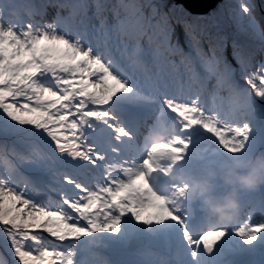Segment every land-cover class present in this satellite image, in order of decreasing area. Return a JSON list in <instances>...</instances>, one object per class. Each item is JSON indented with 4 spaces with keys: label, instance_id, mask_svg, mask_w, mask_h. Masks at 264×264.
<instances>
[{
    "label": "snow or ice",
    "instance_id": "6c2138e0",
    "mask_svg": "<svg viewBox=\"0 0 264 264\" xmlns=\"http://www.w3.org/2000/svg\"><path fill=\"white\" fill-rule=\"evenodd\" d=\"M17 8L0 0V158L12 161L0 171L9 253L0 264H92L93 247L126 250L141 240L165 242L155 264H264V196L258 219L245 198L223 223L147 179L205 158L264 155V28L253 0L233 10L236 34L214 0ZM222 91L227 107L216 103ZM169 117L172 138L145 153L143 130Z\"/></svg>",
    "mask_w": 264,
    "mask_h": 264
},
{
    "label": "clouds",
    "instance_id": "9594fccd",
    "mask_svg": "<svg viewBox=\"0 0 264 264\" xmlns=\"http://www.w3.org/2000/svg\"><path fill=\"white\" fill-rule=\"evenodd\" d=\"M227 183L231 191L223 201L208 196V188L197 185L191 194L192 200L203 198L205 210L221 222L235 219L241 209L240 194L252 192L264 187V155L250 158L247 162L236 163L227 170Z\"/></svg>",
    "mask_w": 264,
    "mask_h": 264
},
{
    "label": "rangeland",
    "instance_id": "374dc122",
    "mask_svg": "<svg viewBox=\"0 0 264 264\" xmlns=\"http://www.w3.org/2000/svg\"><path fill=\"white\" fill-rule=\"evenodd\" d=\"M4 2L7 3L8 0H4ZM29 2H30V0H15V3L18 5V8L16 9V11H18L20 14H22L23 11L26 12V9L24 8V6L26 4H28ZM240 2H241V0H220V2H219L220 3V13H221L220 18H221L222 23L225 27V30L229 34H236L237 32L240 31V25L231 19L233 10L238 8V4ZM253 2L256 5L255 10L258 11L256 13V15L258 17L264 19V0H253ZM259 7H260V9H259ZM262 21H264V20H262ZM229 55L231 56V52L229 53ZM257 81H259V80H257ZM213 83L216 86V81L214 79H213ZM222 95L228 97V93L226 91H222ZM216 103L219 105H222V103L218 100L216 101ZM244 154L246 156L245 162H247L250 158H255L257 155L260 156V154L251 155V156L248 155L247 153H244ZM210 159L212 160V158H210ZM254 202H256V201L253 200V203Z\"/></svg>",
    "mask_w": 264,
    "mask_h": 264
},
{
    "label": "bare ground",
    "instance_id": "6f19581e",
    "mask_svg": "<svg viewBox=\"0 0 264 264\" xmlns=\"http://www.w3.org/2000/svg\"><path fill=\"white\" fill-rule=\"evenodd\" d=\"M25 7H26V5H25ZM184 46H185L186 49H188V51H190V48H189V46L187 44V39L186 38H184ZM212 83H213V80L211 81V84H210L211 88H213L212 87ZM214 89H215V85H214ZM217 100L220 101L224 107H227L228 106V103H229L228 97L227 96H223L222 95V92H221V95L217 98ZM209 103H211V99H210V102ZM146 146H147V144H146ZM146 146L143 149L144 152L146 151ZM0 160H1V165L3 166L4 158H0ZM262 196H264V194H263V192L261 190L256 191L257 201H260L261 202ZM244 219H245V217L244 218L240 217V219L238 221V224L241 223V222H243Z\"/></svg>",
    "mask_w": 264,
    "mask_h": 264
},
{
    "label": "trees",
    "instance_id": "16d2710c",
    "mask_svg": "<svg viewBox=\"0 0 264 264\" xmlns=\"http://www.w3.org/2000/svg\"><path fill=\"white\" fill-rule=\"evenodd\" d=\"M218 5L220 6V3H218ZM260 9V7H259ZM258 11L255 10V18H256V22H257V26L258 27H261V28H264V20L263 18H260L256 15ZM222 21V20H221ZM4 238L3 237H0V256H3L4 258H6L7 256L9 257V253L8 251L3 247L4 245Z\"/></svg>",
    "mask_w": 264,
    "mask_h": 264
},
{
    "label": "water",
    "instance_id": "95a60500",
    "mask_svg": "<svg viewBox=\"0 0 264 264\" xmlns=\"http://www.w3.org/2000/svg\"><path fill=\"white\" fill-rule=\"evenodd\" d=\"M214 2L218 4L220 2V0H214Z\"/></svg>",
    "mask_w": 264,
    "mask_h": 264
}]
</instances>
